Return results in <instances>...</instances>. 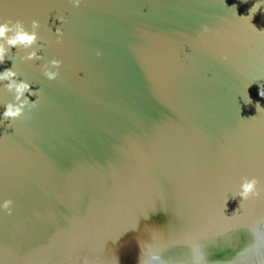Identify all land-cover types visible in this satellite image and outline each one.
Returning a JSON list of instances; mask_svg holds the SVG:
<instances>
[{
  "label": "water",
  "instance_id": "water-1",
  "mask_svg": "<svg viewBox=\"0 0 264 264\" xmlns=\"http://www.w3.org/2000/svg\"><path fill=\"white\" fill-rule=\"evenodd\" d=\"M256 3L0 0V22L40 24L33 48L0 63L40 93L27 118L0 126V203L13 201L11 215L0 212V264H143L149 251L197 264L168 250L171 237L234 216L244 179L259 181L245 202L259 218L264 36L237 18ZM250 23L264 30V8ZM33 50L42 58L21 60ZM53 59L62 63L49 81L41 68ZM5 83L0 114L14 99ZM247 239L204 240L206 264H227Z\"/></svg>",
  "mask_w": 264,
  "mask_h": 264
},
{
  "label": "clouds",
  "instance_id": "clouds-1",
  "mask_svg": "<svg viewBox=\"0 0 264 264\" xmlns=\"http://www.w3.org/2000/svg\"><path fill=\"white\" fill-rule=\"evenodd\" d=\"M82 2L83 0H69V3H71L73 7H79ZM242 2H246V0H242ZM262 8H264V0H257V3L248 10V16L237 17L239 19H247L253 31L258 33L260 36H264V30H257L256 27L250 23V21L255 16L257 11ZM235 9L236 6L233 5L230 8V11L232 15L236 17ZM39 27L40 24L36 20L31 22V31L26 30L23 22L20 20L15 22L12 20L0 22V41L4 42V44L0 45V63L4 62V56L11 48L19 49L22 47L25 50L33 48L38 40L37 30ZM55 35L57 37L56 43H60L62 33L59 28L56 29ZM96 55L99 57L101 53L97 52ZM41 58L42 57L37 55V51L33 50L28 51L26 55L21 57V60L33 61ZM61 63L62 62L60 60L53 59L47 65L42 66L41 71L44 77L49 81L56 80L59 73L57 71H50L49 68L59 69L61 67ZM16 75V72L12 69H5L3 73H0V81L6 82L5 88L8 92L12 93L14 97L13 102L4 104V111L0 114V126H4L5 121L18 120L21 117L27 118L25 109L27 108L30 111L31 109L36 108L40 103V93L38 91L33 92L28 83L22 80L18 81L16 79ZM258 95L264 98V92L259 91ZM29 96H36L37 100L30 101L28 99ZM245 103L251 104V98L247 97L245 99ZM255 107L257 114L264 112V108H262L259 103H257ZM249 119L254 120L256 119V116ZM258 184L259 181L256 178L244 179L240 184V190L237 195L242 198V201H247L249 198L259 197L260 192L257 190ZM12 204V200H4L3 203H0V212H5L8 215H11ZM247 236L248 240L235 252L227 264H264V226L249 229L247 231ZM193 251L196 253L194 259L197 264H206L207 257L204 253V247L198 246ZM141 258L143 259V264H154V262H157V264H164V259L156 252H142ZM214 264H220V262H214Z\"/></svg>",
  "mask_w": 264,
  "mask_h": 264
},
{
  "label": "snow or ice",
  "instance_id": "snow-or-ice-1",
  "mask_svg": "<svg viewBox=\"0 0 264 264\" xmlns=\"http://www.w3.org/2000/svg\"><path fill=\"white\" fill-rule=\"evenodd\" d=\"M245 202H242L240 209L234 216L217 221V226L212 231L192 230L182 233L178 237L172 236L168 244V250H180L185 260L195 261L194 256L196 253L193 250L198 246H202V242L210 237L228 235L239 242L241 232L247 235V231L252 228L255 222L264 223V212H260L259 218L253 221L246 217ZM153 239L158 242L159 234L154 233ZM240 247L238 246L236 249ZM166 264H170V262H166Z\"/></svg>",
  "mask_w": 264,
  "mask_h": 264
}]
</instances>
